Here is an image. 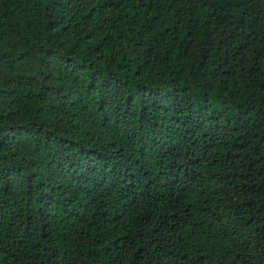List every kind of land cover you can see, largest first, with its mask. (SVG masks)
<instances>
[{
	"label": "trees",
	"instance_id": "1",
	"mask_svg": "<svg viewBox=\"0 0 264 264\" xmlns=\"http://www.w3.org/2000/svg\"><path fill=\"white\" fill-rule=\"evenodd\" d=\"M0 264H264V0H0Z\"/></svg>",
	"mask_w": 264,
	"mask_h": 264
}]
</instances>
